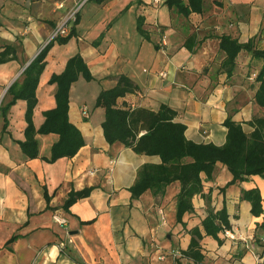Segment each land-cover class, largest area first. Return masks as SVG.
Masks as SVG:
<instances>
[{
	"label": "crops",
	"instance_id": "0c3cea01",
	"mask_svg": "<svg viewBox=\"0 0 264 264\" xmlns=\"http://www.w3.org/2000/svg\"><path fill=\"white\" fill-rule=\"evenodd\" d=\"M80 1L0 0V48L13 46L17 55V60L0 64V107L8 105L9 88L22 81L23 71L63 23L67 32L60 37L67 40H54L35 92V128L42 125L43 112L55 107L56 87L48 80L60 74L70 58L79 55L93 77L91 81L80 77L69 91V119L84 139L73 158L43 160L50 158L58 140L55 134L36 135L39 158L25 157L18 144L24 140L25 101L17 100L6 117L0 115V264H194L172 255L188 248L186 230L200 227L206 217L204 199L193 198L194 212L183 217L185 229L175 219L178 182L169 185L163 196L146 191L132 199L129 189L140 168L159 165L161 160L106 143L101 126L104 110L95 102L101 91L125 75L138 90L118 99V105L152 111L162 105L172 108L177 113L174 121L185 126L189 141L223 146L227 135L223 122L229 115L251 134L249 122L264 118V109L254 103L255 75L262 64L241 51L228 77L221 68L224 53L219 38L229 36L242 44L255 39L263 49L264 0H204L203 12L188 18L170 10L165 0L159 4L88 0L77 20L68 22V14ZM139 17L149 40L137 31ZM193 35L197 45L191 53L185 42ZM201 177L211 207L218 211L225 205L235 238L220 233L224 243L219 246L204 237V264H223V257L225 264H256L263 250L258 253L251 240L264 215L253 217L250 204L240 196L242 190L257 188L264 199V180L252 176L227 186L232 175L220 163L212 179ZM88 188L92 189L88 197L62 208L71 191ZM262 206L264 210V202ZM54 216L64 218L66 225L55 222ZM239 253L241 258L235 257Z\"/></svg>",
	"mask_w": 264,
	"mask_h": 264
},
{
	"label": "trees",
	"instance_id": "16d2710c",
	"mask_svg": "<svg viewBox=\"0 0 264 264\" xmlns=\"http://www.w3.org/2000/svg\"><path fill=\"white\" fill-rule=\"evenodd\" d=\"M164 3L170 10L185 18L192 13L201 14L204 9V0H165ZM77 18L78 14L76 20ZM137 31L145 40L150 39L148 31L144 29L142 17L137 19ZM195 39L196 36L193 35L185 42V47L191 53L197 45ZM54 40L65 43L67 38L62 39L57 36L48 42L23 71L22 81L14 83L7 91L12 97L11 101L6 107H0V115L6 117L10 105L17 100L26 102L24 140L18 142L26 158L30 160L39 158L36 135L58 136V140L51 147L50 158H43L48 163H54L62 158H73L84 146L81 132L69 119V91L71 85L80 77L86 81L93 80L79 55L70 58L64 70L60 74H53L48 80L49 85L56 87L55 107L43 112L44 121L38 129L35 128L33 123L34 108L37 104L35 92L46 65L44 59ZM219 50L224 53L221 68L228 77L232 76L236 58L241 51H246L253 60L261 62L262 65L255 75L258 87L254 95V103L264 109V48H258L255 39L242 44L236 39L223 35L219 38ZM14 60H17L15 47L5 45L0 48V64ZM137 90L136 84L127 76L120 75L114 87L99 93L95 107L104 110L105 117L101 125L104 139L109 145L117 143L131 149L137 155L157 156L161 160L159 165H145L140 168L135 183L129 189L132 199L139 198L146 191L151 192L154 197L163 196L169 185L178 182L180 190L176 196L175 219L184 229V215L194 212L193 198L201 196L204 199L206 217L201 221L200 227L186 230L190 242L188 248L180 252L183 258L194 264H204L205 256L201 245L203 238H212L222 246L224 242L219 238V234L231 231V224L225 205L218 211L211 207L209 194L204 195L203 192L201 175L203 174L206 180L212 179L215 167L220 163L232 175V180L227 186L245 181L252 176H260L264 180V118L254 117L249 122L254 130L247 135L241 124L229 115L223 122V126L227 129L226 142L223 146L197 144L186 139L185 126L174 121L177 113L168 106L162 105L158 111H152L132 108L125 103L122 106L118 105V99L135 94ZM224 189L221 191L223 192ZM91 191V188L71 191L62 208L67 210L77 200L88 197ZM240 199L250 204V213L253 217L264 215L262 206L264 199L259 189L242 190ZM261 236L264 237V221L256 226L253 242L261 240ZM261 241H263L261 264H264V240Z\"/></svg>",
	"mask_w": 264,
	"mask_h": 264
},
{
	"label": "built area",
	"instance_id": "2783aa9c",
	"mask_svg": "<svg viewBox=\"0 0 264 264\" xmlns=\"http://www.w3.org/2000/svg\"><path fill=\"white\" fill-rule=\"evenodd\" d=\"M88 0H81L68 14V22H74L76 20V16L79 13L80 9L82 8V6L87 2ZM155 4H159L160 2H162L163 0H152ZM67 24H61L53 33L51 40L54 39L57 36H61V35H65V33L67 32L66 29ZM162 77H166V74L162 73L160 74ZM159 214L161 216V220L162 222H165V216L162 210L159 211ZM54 220L55 222H57L58 224H60L61 226H65L66 225V220L64 218L58 217V216H54ZM225 235L227 238H229L230 240H234V235L232 234L231 231H226ZM173 257H180L181 254L179 252H174ZM263 261V257L262 255H257L256 257V264H261ZM235 264H244L242 261H237Z\"/></svg>",
	"mask_w": 264,
	"mask_h": 264
},
{
	"label": "rangeland",
	"instance_id": "374dc122",
	"mask_svg": "<svg viewBox=\"0 0 264 264\" xmlns=\"http://www.w3.org/2000/svg\"><path fill=\"white\" fill-rule=\"evenodd\" d=\"M0 121H1V118H0ZM251 244L258 249V253L261 252L263 249H262V244H263V241L261 240H257L255 242H253V240H251ZM242 253V252H241ZM239 253L238 255H236L235 257L237 258H241L242 254ZM222 263L225 264L226 263V260L225 258L223 257L222 258Z\"/></svg>",
	"mask_w": 264,
	"mask_h": 264
},
{
	"label": "water",
	"instance_id": "95a60500",
	"mask_svg": "<svg viewBox=\"0 0 264 264\" xmlns=\"http://www.w3.org/2000/svg\"><path fill=\"white\" fill-rule=\"evenodd\" d=\"M28 65H29V64H27V66H28ZM27 66H26V67H27Z\"/></svg>",
	"mask_w": 264,
	"mask_h": 264
}]
</instances>
